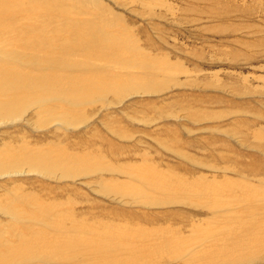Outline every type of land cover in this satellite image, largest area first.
I'll return each instance as SVG.
<instances>
[{
    "label": "rangeland",
    "instance_id": "rangeland-1",
    "mask_svg": "<svg viewBox=\"0 0 264 264\" xmlns=\"http://www.w3.org/2000/svg\"><path fill=\"white\" fill-rule=\"evenodd\" d=\"M13 1L25 8L12 29L95 26L128 65L94 49L89 60L71 55L78 68L60 87L72 83L82 104H28L0 123V160L86 162L68 177L24 163L0 176V206L19 193L67 225L82 222V236L106 248L128 239L114 264H264V0ZM171 192L182 200L166 202ZM8 221L0 214V227Z\"/></svg>",
    "mask_w": 264,
    "mask_h": 264
},
{
    "label": "bare ground",
    "instance_id": "bare-ground-1",
    "mask_svg": "<svg viewBox=\"0 0 264 264\" xmlns=\"http://www.w3.org/2000/svg\"><path fill=\"white\" fill-rule=\"evenodd\" d=\"M20 6L25 8L13 0L0 1V63L5 66L19 65L30 73L27 75L12 69L3 71L5 66L0 65V123L20 117L25 107L33 106L28 104L45 107L48 111L52 102L74 106L82 104L84 95L71 91L72 83L60 87L63 81L71 80V72L78 68L67 63L71 55H80L88 60L93 55L98 58L109 57L123 66L128 65L120 58L116 44L101 36L100 29L95 26L85 29L78 25L65 26L49 34L45 29L51 25L53 20H50L33 27L12 29L14 19L20 14ZM50 6L51 3L47 2L46 5V1L31 4V7L42 11H49ZM33 34H37L36 38ZM90 36L95 38L90 40ZM14 47L18 50H14ZM91 49H94L93 55ZM38 54L43 56L38 57ZM33 72L39 75L35 78V75H31ZM90 87L98 89L93 82ZM62 117V122H67L71 113H63ZM13 157L0 160V176L17 174L26 163L35 172L49 175L52 171L60 170L64 171L63 177H68L71 169H81L86 164L59 155L33 153ZM147 179V184L152 185L153 182ZM14 196L0 206V214L9 218L7 228L0 227V264H72L80 258L92 259L98 264H114L113 257L116 258V254L131 248L132 242L126 238L119 243L110 240L109 248H106V239L90 237V233L87 237L82 236L86 231L82 222H69L67 225L65 220L56 219L58 217L54 214L58 210L55 209L53 214L46 203L23 198L19 193H14ZM168 196V203L182 200L173 192L168 193ZM210 199V196H204L201 201ZM127 254L130 255L129 261L135 262L140 258L134 257L131 251Z\"/></svg>",
    "mask_w": 264,
    "mask_h": 264
}]
</instances>
